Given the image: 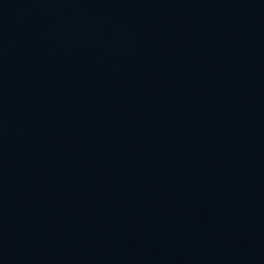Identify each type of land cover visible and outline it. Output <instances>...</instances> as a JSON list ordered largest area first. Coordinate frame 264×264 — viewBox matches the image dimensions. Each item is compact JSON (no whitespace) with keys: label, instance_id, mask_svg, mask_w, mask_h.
<instances>
[{"label":"water","instance_id":"water-1","mask_svg":"<svg viewBox=\"0 0 264 264\" xmlns=\"http://www.w3.org/2000/svg\"><path fill=\"white\" fill-rule=\"evenodd\" d=\"M0 264H264V0H0Z\"/></svg>","mask_w":264,"mask_h":264}]
</instances>
